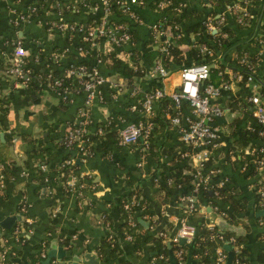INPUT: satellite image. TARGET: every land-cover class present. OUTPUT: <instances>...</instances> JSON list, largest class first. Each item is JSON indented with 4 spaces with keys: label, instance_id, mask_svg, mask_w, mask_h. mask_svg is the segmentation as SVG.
Instances as JSON below:
<instances>
[{
    "label": "crops",
    "instance_id": "0c3cea01",
    "mask_svg": "<svg viewBox=\"0 0 264 264\" xmlns=\"http://www.w3.org/2000/svg\"><path fill=\"white\" fill-rule=\"evenodd\" d=\"M185 2L187 8L207 6L201 0ZM263 6L264 0H254L251 7L254 22L252 30L236 31L240 40H247L253 33H260V25L264 22ZM134 7L141 21L129 17L127 25L136 33L133 46L143 49L146 46L144 42L148 26L159 13L147 5ZM223 9L225 7L221 10ZM19 15L23 18L19 19ZM105 17L109 18L110 15L104 11L101 0H0V61L8 60L11 44L20 41L28 50L24 60L28 66L31 65L29 69L32 71L36 68L39 72L48 63L50 69L54 68L59 75L68 62L83 59L86 64L95 65L104 77L99 85V94L86 109L91 133L104 125H111L117 130L126 122L142 118L144 115L140 110L139 100L144 92L152 89L155 78L149 71L130 80L118 72L108 71L103 64L104 55L108 51V44L104 40L90 45L80 30L55 26L59 21L75 26L99 24L104 22ZM227 23L234 25L231 17H228ZM261 33L264 34V29ZM129 47V44L123 45L118 56L131 64L132 60L127 54ZM53 54L55 59L52 58ZM97 57L100 58L99 61L95 60ZM256 73L258 76L264 75L263 58L257 62ZM36 76L35 89L28 99H23L24 95L16 92L17 87L24 86L23 83H11L10 79L4 77L0 80L4 92L12 88L14 92L10 96L7 113L0 121V140L9 129H13L30 133L36 143L41 142L44 147L43 154L34 156L30 152L31 145L21 137L18 136L11 144L10 155L18 168L8 175L10 180L7 185L0 186V239L7 238L13 245L12 264H38L33 259L35 254L42 250L43 255L39 254L42 259L51 247L57 253L59 246L63 250H69L71 254L77 253L83 261L91 264H116L121 261L129 264H171L169 251L164 260L153 259L158 250L147 236L154 235L156 229H161L168 223L171 224L167 228L171 235L180 217L195 228L200 223L207 228L212 222L206 206L214 210L210 202L199 201L196 197V209L185 214L180 207L179 199L182 195L178 196L179 190L169 186L161 187L157 178L151 177L153 172L176 165L188 163L194 167V161L187 155L186 144L179 139L176 125L169 122L158 127L159 124L156 123V130L151 131L147 145L141 138L128 145L113 140L107 145V149H96V141H93L89 145L90 153H80L74 147H64L60 140L67 126L76 121L83 111L85 91L76 84L75 89L61 97L48 86L46 77L38 73ZM161 81V87L168 94L179 86L180 75L178 77L177 71H174ZM248 94V88L234 81L227 89H222L214 100L225 111L228 110L229 115L232 114L230 120L218 124L220 143L213 157V165L215 172L223 175L219 184L229 180L236 186V197L242 210L238 213L235 225L243 229L246 264H263L258 254L264 247V226L255 215L256 210L264 205L258 206L255 202L256 183L261 175L259 176L258 170L252 174L249 170L244 171L243 165L240 167L236 158L241 149L236 145L234 137L229 135L233 119H248ZM184 112H189V108ZM12 149H16L19 154H13ZM242 153L249 155L247 147H244ZM66 157L73 159L72 168L80 173L79 178L84 184L80 196L64 188L63 181L54 175V168ZM26 162L30 167L25 166ZM42 163L46 165L44 170L39 168ZM34 166L40 169L41 179L37 178L35 170H30ZM21 169L27 173L20 174ZM134 188L144 197L150 213L143 211L144 204L142 207H135L132 213L135 220L131 232L133 235L131 239H126L114 227V223L119 221L116 206L119 195ZM22 202L26 205L24 211L19 208ZM222 206L230 208L226 203ZM104 211L109 213L107 226L96 221ZM146 217L154 220L153 227H150ZM5 220H8L9 227L4 226ZM21 221H29L28 226L20 229V238L15 241L12 232ZM109 230L113 232L111 241L115 248L104 244L103 240ZM183 254L184 264H196L197 258L188 248L183 249Z\"/></svg>",
    "mask_w": 264,
    "mask_h": 264
},
{
    "label": "trees",
    "instance_id": "16d2710c",
    "mask_svg": "<svg viewBox=\"0 0 264 264\" xmlns=\"http://www.w3.org/2000/svg\"><path fill=\"white\" fill-rule=\"evenodd\" d=\"M158 1L160 0H136V3L134 5H147L150 8H154L157 10L159 9V15L155 19V22L159 25L160 29L167 34V36L162 34L160 37L167 39H165L167 42V52L160 51L158 45H155L151 42V35H149V33L144 42L146 46L143 47V49H138L134 47L133 44L136 33L134 30H131L127 25V20L129 19L128 13L132 11L137 17H139L140 15L135 10L134 5L130 6V8H126V5H124V3L120 0H108L107 9L110 12V17L108 18V21L111 24H122L126 26L122 29L130 35L129 42H127L130 47L127 49V52L132 60L131 64H128L127 61L122 60V58L118 56L119 53L122 51V47H115L107 51L104 55L103 64L106 66L108 71L118 72L119 74L123 75L124 77H127V79L130 80V78H133L134 76H142L147 70H149L154 65L155 60L159 55L162 57V63L164 64L166 69H168V73L163 78L167 77L169 73L174 71H177L179 77L180 69L183 66L197 63H208V77L200 81V88L208 82L217 85L223 81H228L229 75L225 69H230L231 71H235L241 74V82L245 80L247 75H251L252 79L256 81L259 85V93L261 94V96H264V75L258 76L256 73L257 62L262 58L264 59V52L259 53V45L257 43V38L264 39V34L261 33V30L264 29V22L260 25V33H253V35L247 40H240V37L238 38L236 36V31H239V29H248V32H251L254 22L252 20L249 26H247L246 24H239V22L236 20V16L239 13L238 10L236 11L230 8L229 13H223V19L225 22L219 25V29L208 30L205 25V20L207 16L211 17L212 20H215L217 18L215 17V15L218 12L220 13L222 11L221 9L223 7V4L231 5V3L233 2H237L239 6H242L244 4L243 1L201 0V2L203 3H209V6L201 8H198L196 6H189L188 8L180 7V3L183 0H168V3L166 5H164L162 8H158ZM251 2L254 3V0H251ZM228 17L232 18L234 25H229L227 23ZM87 24L88 23H86V25ZM175 25L178 26L174 27ZM221 33H223V35ZM98 39L100 40L102 38L96 37L94 40ZM199 43L206 45L207 48L210 49V53L199 50L197 47V44ZM33 44L35 47H37L36 43L33 42ZM181 45H184V47H181ZM233 53L236 54L234 57L232 56ZM242 54L245 55L246 61L239 60ZM76 61L77 62L73 63H83L89 67L93 66L91 64L88 65V63L86 64L83 59ZM8 63L9 61L7 60L4 62L0 61V67L8 65ZM30 66H28L26 61L25 67L30 68ZM52 67H54V65H52ZM63 68L64 67H62V69ZM37 71L38 70H36L35 68L32 72L38 73L41 76H45L47 72H50L52 75H58L57 70L55 71L54 68L53 70L50 69V71L45 69L40 70L39 72ZM2 77L10 79L12 81H10L11 83L17 80L14 79L11 75H4ZM2 77H0V80ZM82 77L86 78V75H83ZM76 83L77 78L73 77L72 75H68L62 79L61 85L65 86L67 89L73 90L71 88L74 87L75 89ZM152 84H154L152 88L161 87L162 81L159 77L155 76L154 82ZM79 85L81 84L79 83ZM35 86L36 84L34 79L30 77L28 81L25 82L24 86L16 88V92H18L19 95L23 94V99H28L31 92L34 91ZM177 88L178 87H176L175 89ZM12 89L8 92H4L1 89L0 85V121L5 117V114L7 113L10 102V96L12 93H14ZM187 104V101L181 100L179 107H177L176 109H172L171 99L167 94H164L163 96L159 97L158 100L153 103L154 112L148 117L138 118L142 120L146 119L151 123V128L148 135L146 136V139H149V137L151 136V131L156 130V123L159 124L158 127H161V125L167 123L169 124V116L173 115L176 111L185 113L184 110L189 108V105ZM249 116V127L245 125L247 119H233L231 124L232 128L229 132V135L231 137H234L236 145L241 149L240 155L238 156V158H236V161H238L240 167L242 165L244 166V171L249 170V173L254 174L256 172V169L253 161L255 160V158L261 156L264 157V151L258 150L260 147L264 150V136L258 133L260 130L264 131V124L255 123L253 117ZM101 128L103 130V133L100 136H97L94 132H88L87 135L89 139L86 141V143L96 141V149H107V145L109 143H111L113 140L116 141L117 130L112 128L111 125H104ZM12 135H17L26 142H28L31 145L30 152L34 154V156H37L38 154H43L44 152V147L41 145V142L36 143L35 139L32 138L30 133L9 129V131L4 134L3 139L0 140V163L6 162V164L3 165L2 170L4 174H6V177H4L3 179L4 186H6L8 183L7 181L10 180L8 178V175L12 174L18 168L17 165H15L12 156L10 155V137ZM89 145L90 143L88 144V146ZM244 147L254 149L252 153L246 155L242 153ZM217 151V148L212 149L210 157L203 161V166L205 167V169L211 168L212 172L208 176V187L199 189L197 192H195V195L199 198V201L210 202L212 205H215L216 210L218 212L223 213L222 217L227 222L231 224H236L238 213H240L242 209L240 208V205H238L239 203L236 197V186L232 184L229 180H224L221 184L218 183L220 180H222L223 175L218 172H215L214 169L215 167L213 165V157ZM179 158L181 159V157ZM59 163L57 164L58 166L56 165V167L54 168V175L57 176V179L63 180L70 167L69 165H64L63 167H60ZM24 164L26 167H30L28 162ZM30 170H35L38 179L42 178V174L41 171H39V168L34 166L32 169L30 168ZM192 172L193 168L188 163H186L183 166L176 165L171 168L160 169L157 173L153 172L151 177H156L157 182H159L161 187L169 186L179 190V196L191 194L193 192V183L191 182L193 177ZM260 184L262 183L258 181L256 183V187H258V185ZM258 200L259 194L255 193L256 204L258 206L264 204V200H262L261 203H259ZM125 202L128 204V207L123 206V203ZM179 202L181 210H184L186 207V205L184 204V200L179 199ZM136 203L142 205L144 204L143 211L150 213L149 209L145 205L144 197L140 195L138 189L134 188L133 190H129L126 193L119 195L118 203L116 206L119 221H117V223H114V227L117 233L120 234V236H124L127 232H130V234L133 235L126 224L125 217L127 213H134ZM225 203L226 205L230 206V208L226 206L223 207L222 204ZM103 215L106 219L109 218V213L107 211H104ZM149 224H154V221L150 220ZM20 225L24 229L28 226L27 222L25 221H21ZM170 227L171 224L168 223L165 227L161 229H167ZM214 232H221L225 236L234 235L235 242L239 244V254H242L244 256L245 247L243 244V233L238 234L231 230H219L214 225L212 228H206L202 225V223L198 224L196 232L190 241L184 240L183 242H180L179 239H177L176 241H164L163 237L160 235H156V233L154 235H148L147 237L152 240L154 246L157 248L158 251H161L164 256H166L167 252L170 250L175 258V264L177 263L174 252L178 248H181L182 250L188 248L190 253L197 258L196 264H211V260L214 255L215 243L212 239L209 238V235ZM135 236L136 235H134V237ZM111 240H113L111 237L108 238L106 236L103 241L105 245L115 248L114 243ZM224 245L226 244L222 242L221 247L223 249H225ZM11 246L13 247V245ZM39 249L40 244H38V252L40 251ZM231 253L233 259L235 253L232 250ZM11 258L12 256L6 259L7 264H12ZM258 258L264 264V247L259 250ZM33 259L35 260V262H37L40 259V255L35 254V256H33ZM116 264L129 263L127 261H121Z\"/></svg>",
    "mask_w": 264,
    "mask_h": 264
},
{
    "label": "built area",
    "instance_id": "2783aa9c",
    "mask_svg": "<svg viewBox=\"0 0 264 264\" xmlns=\"http://www.w3.org/2000/svg\"><path fill=\"white\" fill-rule=\"evenodd\" d=\"M126 5V8H130L136 2V0H120ZM243 1V5L239 6L237 2H233L230 4H223V11L218 12L215 17V20H212L211 17L207 16L205 20V25L208 30L219 29V25L223 24L225 21L223 19V13H229L230 8L234 10H238L239 13L236 16V20L239 24H246L249 26L251 21L253 20L251 7L253 3L251 0H241ZM103 9L105 12L109 13L107 9L108 0H101ZM168 3V0H160L157 2V7L162 8L164 5ZM207 6H209L208 2H205ZM180 7L185 8L186 2L185 0L181 1ZM156 12L159 13V9H155ZM129 17L132 20H136L140 22L141 20L137 17L134 12L128 13ZM19 19H22L23 16L19 15ZM108 18H104V22L99 24H79L75 26L72 23H64L59 21L55 23L57 28H66L68 30H80L83 32V37L87 40L90 45H94L100 40H104L108 44V48L106 50H111L115 47H122L125 44H128L130 35L122 28L126 27L122 24H111ZM250 21V22H249ZM175 25L174 27H177ZM246 27V26H245ZM148 33L151 35V42L155 45H158L160 51H166V38H160L162 34L166 35L163 30L160 29L159 25L156 24L155 21L150 23L148 26ZM184 34V33H183ZM223 35V33H221ZM96 37H100L102 39L94 40ZM255 37V36H254ZM166 39V40H165ZM258 50L259 53L264 52V39L257 38ZM197 47L201 51H206L210 53V49L207 48L206 45L199 43ZM233 52V51H232ZM231 52V53H232ZM28 54L27 48L20 42L15 41L11 44V51L7 61H9L8 65L4 67H0V77L4 75H11L16 82H21L25 85V82L31 77L35 78L36 73H33L28 67H25L24 57ZM128 54V52H127ZM55 54L52 55V58ZM236 54H232L234 57ZM55 59V58H53ZM95 60L99 61L100 58L97 57ZM240 61H246L245 55H241L239 58ZM46 62L48 60L46 59ZM45 70L50 71V67L48 63L44 64ZM228 72V81H223L217 85L213 83H206L201 88L199 87V83L201 80L206 79L209 73V64L208 63H197L191 64L187 66H183L180 69V84L177 89L168 93L167 95L171 99L172 108H177L180 105L181 100L187 101L189 105V112H175L173 115L169 116L170 122L176 125V129L178 132L179 139L186 144L188 150V157L194 161V167L192 172V193L182 195L181 199L184 200V204L186 205L183 212L185 214L191 213L196 209L198 205V200L196 198L195 192L199 189L208 187V179L209 174L212 172V169H205L203 166V161L208 159L212 153V149L218 148L220 143L219 140V125H210L208 122L213 121L215 117L221 116L223 114L224 107L217 104L214 100L220 94L222 89H227L229 84L232 82H241V74L235 71H231L230 69H225ZM150 74L159 77L161 80L168 73V69L162 63V57L158 55L155 60L154 65L147 70ZM251 71V70H250ZM252 72V71H251ZM68 75H72L77 78V85L79 83V87L85 91L84 98V109L81 112L80 116L76 121H73L67 126L66 131L61 137V144L66 148H76L80 153L88 154L89 146L86 143L89 139L88 137V126L90 125V121L88 115L86 113L87 107L91 104L92 100L99 94V85L103 82L104 77L99 73L97 67L93 65L92 67L86 66L83 63H73L68 62L66 66L62 69L61 74L52 75L50 72H47L44 77H46L47 84L51 87L56 93L60 94L61 97H65L66 94L71 91L67 89L65 86H62V79ZM86 75V78L82 76ZM37 77V76H36ZM243 86L248 88L249 94L246 98V102L248 103L247 107L249 108L250 116L253 117V120L257 124H264V96L258 91V83L254 81L251 75H247L245 80L241 82ZM71 89H74L71 88ZM165 94L162 87H155L150 90H147L143 93L141 99L139 100V107L141 112L143 113V117H148L153 113V103L158 100L159 97ZM109 123V121H107ZM247 127L250 126V120L247 119L245 122ZM151 128V123L146 119H139L137 121L126 122L119 129H117L116 141L122 145H128L136 142L139 138L142 139V142L147 145L146 136L148 135ZM103 133L101 127H97L95 130V134L100 136ZM260 135L264 136V131L260 130L258 132ZM17 135H12L10 137V142L13 144ZM248 153H252L254 148H247ZM13 154L17 155L19 152L16 149H12ZM259 151H264L261 147L258 149ZM255 164V169L258 170L259 176L261 175V179L264 180V157L255 158L253 161ZM6 162L0 163V186H4V174L3 165ZM64 165H69L70 169L66 173V176L63 178V183L69 192L80 196L82 194L84 184L79 178L80 173H77L73 168V159L66 157L62 159L59 163L60 167ZM5 168V166H4ZM39 168L44 170L46 168L45 164H40ZM27 171L24 169L20 170V174H26ZM12 178V176L10 177ZM169 181V179H168ZM222 183V182H220ZM257 188V187H256ZM259 194V203L264 200V187L262 185H258L256 190ZM128 204L123 203L124 207H128ZM135 207H142V204H135ZM214 211L222 217V212H218L216 210V206L212 205ZM20 210L24 211L26 209V205L24 202L20 204ZM149 217V216H148ZM223 218V217H222ZM146 219H148L146 217ZM27 219H25L26 221ZM151 219H148L150 221ZM30 221V219H29ZM27 221V222H29ZM99 224L108 225L107 219L103 214H100L96 220ZM126 224L129 230L132 232V227L134 226V219L132 213H127L125 217ZM154 221V220H151ZM259 223L264 226V216L259 217ZM21 223L17 224L12 232V237L16 241L20 238V229L22 228ZM154 224H150V227H153ZM213 224L207 226V228H212ZM163 228V227H162ZM196 232V228L187 222H185L183 217L178 219V224L175 230L171 235L167 229H156V235H160L163 237L164 241L166 239L176 241L179 238H183L185 241H190ZM108 238L113 239V232L109 230ZM126 239H131L132 235L130 232L125 233L123 236ZM209 238L214 241V255L211 260V264H223L226 256L227 250L221 247V243L230 245V249L235 253L234 258H231V264H246L245 258L242 254H239V244L235 242L234 235L225 236L221 232H214L209 235ZM12 244L8 242L7 238L0 239V264H7L6 259L14 254V250L11 246ZM43 246V245H42ZM238 253V254H236ZM41 256L43 255V251L41 250L39 253ZM176 257L177 264L184 263L183 250L178 248L174 252ZM153 259L156 260H164L165 256L161 251H157L153 256Z\"/></svg>",
    "mask_w": 264,
    "mask_h": 264
},
{
    "label": "water",
    "instance_id": "95a60500",
    "mask_svg": "<svg viewBox=\"0 0 264 264\" xmlns=\"http://www.w3.org/2000/svg\"><path fill=\"white\" fill-rule=\"evenodd\" d=\"M171 40V38H170ZM181 47H184V45H181ZM229 111H224L221 116L215 117L213 121H209L208 123L210 125H218L220 123H223L225 121L230 120V114ZM233 116V115H232ZM210 192V191H209ZM207 212L211 215L210 216V222L213 223V225L219 229V230H231L234 231L235 233L241 234L243 233V229L239 225L231 224L227 222L224 218L219 217L215 214L214 210L210 208V206H206ZM255 215L258 217L264 216V205L260 208H258L255 212ZM6 221V220H5ZM4 221V226L9 227L7 221ZM180 242H183V238H179ZM168 243V242H167ZM169 244V243H168ZM225 249L227 250V256L223 264H231V258H232V253L230 250L229 245H224ZM86 257H90L89 255H86ZM169 259L171 264H175V258L172 255V252L169 250ZM80 262H83V264H91L90 262H85L83 259L79 257V255L76 254H71L69 250H63L60 246L57 247V253H55V249L52 247L46 251L45 257L38 260V264H79ZM94 264V263H93ZM97 264V263H95Z\"/></svg>",
    "mask_w": 264,
    "mask_h": 264
},
{
    "label": "rangeland",
    "instance_id": "374dc122",
    "mask_svg": "<svg viewBox=\"0 0 264 264\" xmlns=\"http://www.w3.org/2000/svg\"><path fill=\"white\" fill-rule=\"evenodd\" d=\"M262 181H263V184H260V185H262V186L264 187V180H263V179L261 180V178H260L259 182L262 183ZM257 188H258V187H257ZM257 188H256V190H257ZM256 192H257V191H256Z\"/></svg>",
    "mask_w": 264,
    "mask_h": 264
}]
</instances>
